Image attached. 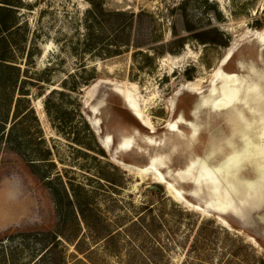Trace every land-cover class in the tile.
I'll return each instance as SVG.
<instances>
[{
	"label": "rangeland",
	"instance_id": "obj_1",
	"mask_svg": "<svg viewBox=\"0 0 264 264\" xmlns=\"http://www.w3.org/2000/svg\"><path fill=\"white\" fill-rule=\"evenodd\" d=\"M3 1L25 81L0 121V264H264L261 120L208 103L226 75L264 90V0Z\"/></svg>",
	"mask_w": 264,
	"mask_h": 264
},
{
	"label": "bare ground",
	"instance_id": "obj_2",
	"mask_svg": "<svg viewBox=\"0 0 264 264\" xmlns=\"http://www.w3.org/2000/svg\"><path fill=\"white\" fill-rule=\"evenodd\" d=\"M258 39L261 40V42H264V29L259 31V37H257ZM232 53L228 54L227 58L231 56ZM216 75L218 77H221L220 72H217ZM222 78V77H221ZM241 78V77H240ZM239 78V76L236 75H226L222 78L224 85H226V89H224V92L221 93L219 96L215 97V98H211L210 100H208V103L210 102L211 105H214L217 108H227L235 103H242L245 107L247 106L250 107L249 109H252V113L254 114L255 118H260L261 121H259L260 123L258 124V128H257V134L260 137V135L262 137H264V90L261 91L258 86H256V84H254V86H243L241 83V79ZM219 79V78H218ZM117 87H115V90L122 95L125 98V94H127L128 98H127V102L130 101V109L131 111L136 115L139 116L140 118H142L143 120H146L144 118V114L141 110V107H138V103H136V101L134 100V98H132V96L129 94V90L125 89L123 91V87H121L120 85H116ZM189 88L191 90H196L197 89V83L195 82H190L189 83ZM122 91V92H121ZM124 92V94H123ZM261 104L263 105V107L261 106ZM262 107V108H261ZM94 112H97V110L95 109ZM138 117V118H139ZM99 123L100 121L97 120V124L95 122H93V127L97 128L98 131H100L99 129ZM174 126V125H173ZM260 128V129H259ZM258 137V138H259ZM247 138V139H245ZM260 139V138H259ZM240 140H241V145L238 146L237 148H234L232 150V152L229 155L228 158H224L223 160H227L229 158H234L235 156H238L242 153V151L245 150L246 145H250L253 142V139L251 137L248 138L244 137V136H240ZM247 140V144L245 145V141ZM131 144V142H128V145ZM244 144V145H243ZM127 145V144H126ZM105 146L108 147V143H105ZM105 147V148H106ZM222 162V161H221ZM204 163H202L201 161H196V160H192L191 163L187 166V168L189 170L192 169H196L198 170V178H203L202 180H209V179H215V177L212 175L214 173L209 174L208 171L206 170V168L204 167V165H202ZM123 166L129 167L128 165H125V163H123ZM161 166H165V163ZM132 168V167H131ZM221 169L223 170V168L221 167ZM145 171H149V172H154L155 175L157 177H159V181L163 182V183H167L165 176L162 174V172L160 171L159 168L155 167V166H151L148 165V167L145 169ZM158 172L160 173V175L162 174V176H160L158 174ZM226 172H229V170H227ZM177 173H179V171H177ZM180 174V173H179ZM168 184V183H167ZM167 187L169 188L171 194L179 199L180 197V193L177 192L174 188V186L172 185H167Z\"/></svg>",
	"mask_w": 264,
	"mask_h": 264
},
{
	"label": "trees",
	"instance_id": "obj_3",
	"mask_svg": "<svg viewBox=\"0 0 264 264\" xmlns=\"http://www.w3.org/2000/svg\"><path fill=\"white\" fill-rule=\"evenodd\" d=\"M0 91L6 93V97L0 96L3 101L0 104V121L2 122L1 129L5 133L8 119L10 117L9 108L15 101L16 90L19 84L24 82L22 78L21 66L14 60V45L10 35L14 33V29L20 26L19 22L9 21L2 15V11L7 10L13 14L14 7L10 2L0 0ZM7 3V4H6ZM15 15V14H14ZM9 33V34H8ZM19 102L21 98H18ZM18 104V101H17ZM13 127L9 128L8 134H11Z\"/></svg>",
	"mask_w": 264,
	"mask_h": 264
},
{
	"label": "water",
	"instance_id": "obj_4",
	"mask_svg": "<svg viewBox=\"0 0 264 264\" xmlns=\"http://www.w3.org/2000/svg\"><path fill=\"white\" fill-rule=\"evenodd\" d=\"M121 96H122V95H121ZM122 97H123V96H122ZM123 98H124V97H123ZM124 99L127 100V98H124ZM95 109L98 111L97 107H94V108H93V110H95ZM96 124H97V122H96ZM141 171H142V170H141ZM185 174H186V173H185ZM183 176L185 177V175H183Z\"/></svg>",
	"mask_w": 264,
	"mask_h": 264
}]
</instances>
